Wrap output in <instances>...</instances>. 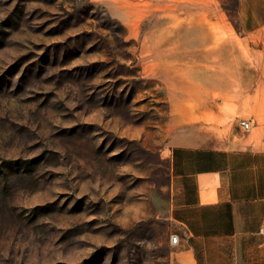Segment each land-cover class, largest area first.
<instances>
[{"label": "rangeland", "instance_id": "obj_1", "mask_svg": "<svg viewBox=\"0 0 264 264\" xmlns=\"http://www.w3.org/2000/svg\"><path fill=\"white\" fill-rule=\"evenodd\" d=\"M238 1L0 0V264H172L179 54Z\"/></svg>", "mask_w": 264, "mask_h": 264}, {"label": "crops", "instance_id": "obj_2", "mask_svg": "<svg viewBox=\"0 0 264 264\" xmlns=\"http://www.w3.org/2000/svg\"><path fill=\"white\" fill-rule=\"evenodd\" d=\"M214 12L220 24L179 54L196 116L169 148L172 264H264V0H239V25Z\"/></svg>", "mask_w": 264, "mask_h": 264}, {"label": "built area", "instance_id": "obj_3", "mask_svg": "<svg viewBox=\"0 0 264 264\" xmlns=\"http://www.w3.org/2000/svg\"><path fill=\"white\" fill-rule=\"evenodd\" d=\"M241 123L246 127V128H249L250 127V121L246 120V119H241ZM259 233L264 237V220L260 226V229H259ZM171 240L175 243H177L180 238H179V234H173L171 236Z\"/></svg>", "mask_w": 264, "mask_h": 264}]
</instances>
